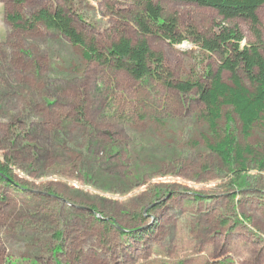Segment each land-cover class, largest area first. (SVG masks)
Instances as JSON below:
<instances>
[{
  "label": "rangeland",
  "instance_id": "1",
  "mask_svg": "<svg viewBox=\"0 0 264 264\" xmlns=\"http://www.w3.org/2000/svg\"><path fill=\"white\" fill-rule=\"evenodd\" d=\"M154 1L183 31L222 21L210 7ZM57 6L101 48L140 36L141 0H0V160L14 181H0V264H264V121L245 137L226 107L212 132L198 90L133 79L43 24L7 18ZM259 16L264 33V5ZM234 22L254 42L249 23ZM148 40L174 82H205L220 66L191 40ZM228 129L256 153L245 185L210 148Z\"/></svg>",
  "mask_w": 264,
  "mask_h": 264
},
{
  "label": "trees",
  "instance_id": "2",
  "mask_svg": "<svg viewBox=\"0 0 264 264\" xmlns=\"http://www.w3.org/2000/svg\"><path fill=\"white\" fill-rule=\"evenodd\" d=\"M177 1L213 8L222 17V21L216 23L208 32H202L194 26L183 31L176 14L166 15L163 6L154 0H141V9L134 13L132 20L140 35L137 41L134 42L126 34L120 33L110 46L101 48L94 39L89 40L77 28L73 15L64 6H57L54 10L41 9L31 18H25L17 12L8 14L7 18L11 24L22 30H33L38 24H43L48 30L60 33L73 46L80 48L86 60L115 71H124L133 79H153L184 94L198 90L212 132H218L224 109L231 107L241 122L243 135L250 137L256 125L264 121V33L259 16L264 0ZM237 19L249 23L254 42L244 44L243 31L234 22ZM150 35H160L174 44L191 40L202 51L219 55L220 66L217 70L207 71L205 82H174L166 71L164 55L151 48L148 40ZM224 71L230 73L229 82L224 80ZM244 79L251 83V89L245 85ZM227 117L231 123V115L227 114ZM210 148L228 166H240L233 173L245 185L249 157L256 158L253 149L240 144L229 129L224 136H220L216 144H210ZM12 166L10 159L6 158L4 162L0 160V181L14 184L11 177ZM96 219L102 220L99 217ZM105 223L113 226L109 221ZM59 252L60 246H57L54 253Z\"/></svg>",
  "mask_w": 264,
  "mask_h": 264
},
{
  "label": "water",
  "instance_id": "3",
  "mask_svg": "<svg viewBox=\"0 0 264 264\" xmlns=\"http://www.w3.org/2000/svg\"><path fill=\"white\" fill-rule=\"evenodd\" d=\"M102 220H105L104 218L101 217Z\"/></svg>",
  "mask_w": 264,
  "mask_h": 264
}]
</instances>
